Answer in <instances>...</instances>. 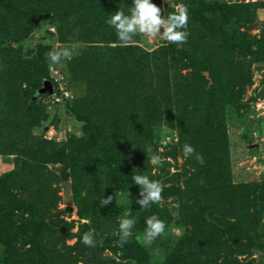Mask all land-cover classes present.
Listing matches in <instances>:
<instances>
[{"label": "rangeland", "instance_id": "374dc122", "mask_svg": "<svg viewBox=\"0 0 264 264\" xmlns=\"http://www.w3.org/2000/svg\"><path fill=\"white\" fill-rule=\"evenodd\" d=\"M95 1L72 5L73 16L66 21L74 29L92 23L113 30L108 44L63 43L55 20L62 10H50L19 41L9 36L12 26L0 30L2 93L8 105L18 95L37 109L39 119L31 132L47 141L41 146L45 154L16 149L0 155V179L12 177L19 164L36 167L43 175L39 197L55 203L49 212H30L24 208L26 198L8 193V185L0 182V264H36L53 250L69 255L64 264H264V110L255 108L264 101V0H152L165 17L180 4L187 7L189 35L181 47L159 39L160 32L157 38L138 33L135 43L121 44L107 20L117 9L127 14L132 0ZM2 8L0 4V12ZM247 36L259 44H250ZM11 48L20 65H12L13 57L6 52ZM65 51L56 62L48 56ZM82 55L89 56L87 76L100 98L109 103L120 89L126 117L122 135L107 126V119L99 131V119L91 118L94 124L87 127L68 106L51 104L53 78L71 77ZM71 78L74 101L85 98L86 82ZM198 80L212 92V101L195 95ZM206 109L223 113L231 184L250 186L242 190L249 201L244 214L235 208L228 217L212 216L209 224L200 221L193 205L199 206L196 190L215 186L207 175L213 168H200L195 160L201 134L200 141L190 138L202 133ZM185 144L194 149L192 155H185ZM149 145L160 156L158 165L151 164L145 151ZM83 147L85 157L80 155ZM134 171L161 184L159 203L140 208ZM109 196L111 203L104 205ZM223 206L228 209L232 203ZM129 210L135 221L133 236L121 247L116 231ZM153 214L165 222L166 233L149 246L143 232ZM89 231L94 247L81 242Z\"/></svg>", "mask_w": 264, "mask_h": 264}, {"label": "trees", "instance_id": "16d2710c", "mask_svg": "<svg viewBox=\"0 0 264 264\" xmlns=\"http://www.w3.org/2000/svg\"><path fill=\"white\" fill-rule=\"evenodd\" d=\"M0 1V4L3 5L0 12V30L2 31L6 27L12 26L9 36L13 41L22 40L30 35L35 23L45 17L50 10L53 12L56 10H62L61 13L55 14V20L59 25V38L62 39L63 43H80L86 45L108 44L107 41L110 39L109 36L113 34V30L110 29L105 31L102 27H93L92 23H79V27L74 29L72 24L66 21V17L69 15L73 16L74 12H72V9L74 7H72V5H77L78 7V4L80 3H93L96 2L95 0H9V3L7 4L2 3L4 0ZM214 8L220 9L216 4L214 5ZM234 32L237 38L242 37L239 31L235 30ZM244 38L250 44H259V42H256L250 36ZM6 52L10 54L9 59L13 57L12 65L21 64L20 59L17 58V56L14 57L15 53L17 55V52L14 49H8ZM82 52H86V50ZM87 53H89L88 49ZM45 58H47L45 55L42 56V63H44ZM88 58L89 56L85 55L79 56L77 61H75L77 69L72 73L74 80L86 82V97L78 101L72 99L61 105L65 107L68 106L69 113L80 121L82 120L87 127V124L91 125V127L94 124L91 118H97L101 121L100 127H98V130L101 131L102 127L104 128L102 121L103 119H107V126L114 127L116 133L122 135V132H125L126 117L124 115L122 117V109L124 105L123 100L121 99L123 96L121 95L120 89L114 92L113 98H111L109 103L108 100L100 98V95L96 94L92 79L87 76L88 71L86 68H89L88 65L90 64V60H87ZM91 62H94V59H92ZM71 77L70 75L69 77L65 75V81L69 85H72L73 83ZM198 82L200 85L195 87L194 90L198 92L195 95L198 97L200 95L201 97L212 101V92H207L204 89L203 82L200 80H198ZM158 94L159 92H157L156 96H158ZM161 95H163V93H161ZM5 98L6 95L2 93L0 86V155H4L7 151L16 149L29 151L35 154H45L41 146L47 143V141L43 139V135L35 137L31 132L33 127L32 124H36L39 119L37 109L31 105H27L25 100L21 98L19 99L18 95L10 105H8L9 103H7V99ZM211 106H213L212 103ZM200 113H202V111H200ZM203 113H205L207 117L203 128H201L202 133L198 134L194 132L191 134L190 138L195 141L197 135L199 136L201 134V141L199 137H197L202 145H200L197 155L202 157L203 162L196 159V156L195 160L199 163L200 168H204L206 165H208V168L212 166L213 170L207 173V175H212V178L215 181V186L206 188V190H196L195 192L200 194L196 193L194 199H196L195 203H199V206L193 205V208L198 209V216L201 218L200 221H202L203 224H209L212 223V216H217L220 219L224 218V216L228 217L230 216L231 211L235 208L239 213L244 214L245 210L248 208L249 201L245 198V192H242V190H245L250 186L233 185L230 182L231 170L227 154L225 120L222 119L223 113H217L216 111L209 109H206ZM89 115H91V117ZM8 119L11 121L7 126L6 121ZM13 126L15 129L20 126V132H15ZM24 128H26L25 134L24 131H22ZM61 146L62 145L57 147L54 146L53 148L57 151L62 148ZM85 153V148L83 147L80 155L85 157ZM42 177L43 175L41 174L40 169L22 163L19 164L12 177L5 176L0 179V182L8 185V193L16 191L18 192V195L26 198L24 208L34 213H45L51 211L55 207V203L53 200L49 201L48 204L44 203L39 197L44 189L41 184L39 185V181ZM35 187H37L36 190ZM199 196H201L199 200L202 201H198ZM236 196H240V199H236L237 202L235 203L234 200ZM56 197L57 196H54L53 199H56ZM257 200L258 199L255 197V205L257 204ZM228 201L232 203V206L227 209L223 205H226ZM41 205L47 207L43 209L40 207ZM55 251L56 250L44 252L45 254H48L46 261H42L41 257L39 258L41 260L36 264H64L68 262L69 255L64 256L61 252L59 254L58 251ZM6 264L16 263L7 262Z\"/></svg>", "mask_w": 264, "mask_h": 264}, {"label": "clouds", "instance_id": "9594fccd", "mask_svg": "<svg viewBox=\"0 0 264 264\" xmlns=\"http://www.w3.org/2000/svg\"><path fill=\"white\" fill-rule=\"evenodd\" d=\"M132 7L126 14L123 10L117 9L113 15L107 20V24L112 27L117 35L118 40L123 45H130L135 43L134 37L138 33L146 36L157 38V33L160 32V38L166 42H172L177 47H181L187 42L188 31L187 25L189 22L188 9L184 4L177 7L176 12L170 13L167 17L161 15L162 9L155 5L152 0H132ZM161 28L163 31L161 32ZM183 29V30H180ZM65 52H50L49 58L52 62L58 61L61 56L67 55ZM145 151L150 153V162L153 165H158L160 156L153 152L149 145ZM185 155H192L194 149L185 144L183 146ZM196 159L202 161V157L196 156ZM132 180L135 185L140 186L141 198L137 200L140 208H148L152 204L159 203L161 200V193L163 191L161 184L149 178L140 172H133ZM112 199L109 196L103 200V204L111 203ZM135 221L131 218L130 210L125 218L119 221L116 235L119 237V246L123 247L129 239L133 236V227ZM145 228L143 232V242L146 245H152L157 238H160L166 233V224L155 214L151 215L145 221ZM81 242L89 247L95 246V240L91 231L85 233L81 237Z\"/></svg>", "mask_w": 264, "mask_h": 264}, {"label": "built area", "instance_id": "2783aa9c", "mask_svg": "<svg viewBox=\"0 0 264 264\" xmlns=\"http://www.w3.org/2000/svg\"><path fill=\"white\" fill-rule=\"evenodd\" d=\"M53 80L55 82V88H52L51 104L59 105L72 100L73 97L71 96V91L68 87L69 84L65 81V76H57L53 78ZM255 108L258 110H264V101L256 102Z\"/></svg>", "mask_w": 264, "mask_h": 264}, {"label": "water", "instance_id": "95a60500", "mask_svg": "<svg viewBox=\"0 0 264 264\" xmlns=\"http://www.w3.org/2000/svg\"><path fill=\"white\" fill-rule=\"evenodd\" d=\"M47 87H48V89H51L49 83L47 84ZM50 91H51V93H52V90H50ZM56 215H57V214H54V216H56Z\"/></svg>", "mask_w": 264, "mask_h": 264}]
</instances>
